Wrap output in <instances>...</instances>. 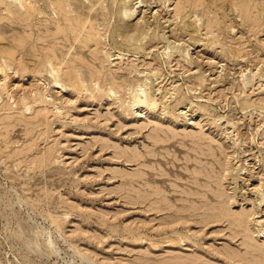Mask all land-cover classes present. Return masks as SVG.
Segmentation results:
<instances>
[{
	"label": "rangeland",
	"instance_id": "1",
	"mask_svg": "<svg viewBox=\"0 0 264 264\" xmlns=\"http://www.w3.org/2000/svg\"><path fill=\"white\" fill-rule=\"evenodd\" d=\"M3 2L0 264H264V0Z\"/></svg>",
	"mask_w": 264,
	"mask_h": 264
},
{
	"label": "bare ground",
	"instance_id": "2",
	"mask_svg": "<svg viewBox=\"0 0 264 264\" xmlns=\"http://www.w3.org/2000/svg\"><path fill=\"white\" fill-rule=\"evenodd\" d=\"M3 1H4V0H2L1 2H3ZM6 1L8 2V0H6ZM1 2H0V3H1ZM3 3H4V2H3ZM55 5H56V4H55ZM59 5H61V3H59ZM59 5H58V6H59ZM23 6H24V5H23ZM29 7H31V6H29ZM61 7H63V6L61 5ZM21 8H22V7H21ZM26 9H28V8H26ZM26 9H24V10H26ZM62 9H63V8H62ZM65 9H66V8H65ZM22 10H23V9H22ZM24 10H23V11H24ZM28 10H29V9H28ZM28 10H26V11H28ZM33 10L36 11L35 8H33ZM34 11H33V12H34ZM29 12H31V10H30ZM24 13H25V12H24ZM26 13H27V12H26ZM28 14H30V13H28ZM28 14H27V15H28ZM32 14H34V13H32ZM32 14H31V15H32ZM65 14H66V13H65ZM19 15H20V14H19ZM21 16H22V15H21ZM26 17H27V16H26ZM23 18H25V16H24ZM23 18H22V19H23ZM22 19H21V20H22ZM29 19H30V18H29ZM23 22H24V19H23ZM69 25H71V24H69ZM69 27H71V26H69ZM60 29H61V28H60ZM75 29H76V28H75ZM96 30H97V29H96ZM57 31H59V30H57ZM57 31H55V32L57 33ZM63 31H64V30H63ZM70 31H72V30H70ZM61 32H62V31H61ZM53 33H54V32H53ZM73 33H75V32L73 31ZM51 34H52V33H51ZM59 34H61V33H59ZM49 35H50V34H49ZM56 35H57V34H56ZM72 35H73V34H72ZM53 36H55V34H53ZM83 39H84V38H83ZM75 40H76V38H75ZM85 45H86V43H85ZM14 46H15V44H14ZM23 47H24V46H23ZM23 47H22V48H23ZM17 48H18V47H17ZM51 52H52V51H51ZM55 54H56V53H55ZM6 55H7V54H6ZM60 55H61V54H60ZM53 56H54V55H53ZM55 57L57 58V56H55ZM48 60H50V59H48ZM45 61H46V60H45ZM10 62H11V61H10ZM78 70H80V69H78ZM65 73H66V72H65ZM13 74H14V73H13ZM76 74H77V72H76ZM78 74H79V73H78ZM64 75H65V74H64ZM79 75H80V74H79ZM81 75H82V73H81ZM77 77H78V75H77ZM56 78H57V77H56ZM79 78H80V77H79ZM69 79H70V77H69ZM74 80H75V79L73 78V81H74ZM87 80H88V79H87ZM57 81L60 82L61 80H60V81L57 80ZM75 81H76V80H75ZM79 81H80V80H79ZM71 82H72V81H71ZM80 83L82 84V81H80ZM80 83H79V84H80ZM97 83H98V82H97ZM75 84H76V83H75ZM85 84H86V83H85ZM76 85H78V84H76ZM97 85H98V84H97ZM71 86H72V85H71ZM83 86H84V85H82V87H83ZM2 87H3V86H2ZM61 87H63V85H62ZM75 87H76V86H75ZM80 87H81V86H80ZM82 87H81V88H82ZM98 87H99V86H98ZM72 88H74V87H72ZM77 88H78V87H77ZM77 88H76V89H77ZM81 88H79V89H81ZM83 88H84V87H83ZM83 88H82V90H83ZM96 88H97V87H96ZM99 89H100V88H99ZM98 91H99V90H98ZM81 93H82V91H81ZM33 96H34V95H33ZM32 98H33V97H32ZM46 99H47V98H46ZM137 99H138V98H137ZM139 99H140V98H139ZM139 99H138V100H139ZM11 101H13V100L11 99ZM25 101H26V100H25ZM40 101H43V99L40 100ZM140 102H143V101L140 100ZM140 102H139L138 104H143V103H140ZM135 103H137L136 100H135ZM135 103H134V104H135ZM148 104H151V103H148ZM144 105H147V104L145 103ZM148 107L150 108V106H148ZM153 107H154V103H153ZM153 107H152V108H153ZM152 108H151V109H152ZM27 109H28V108H27ZM47 112H48V111H47ZM212 175H213V174H212ZM212 180H213V179H212ZM214 180H215V178H214ZM159 203H160V202H159ZM192 213H193V212H192ZM194 213H195V212H194ZM194 213H193V214H194ZM175 214H176V213H175ZM179 214H180V213H179ZM180 215H181V214H180ZM191 216H192V215H191ZM196 216H197V214H196ZM239 217H240V216H239ZM242 217H243V216H242ZM191 219H192V218H191ZM229 219H230V218H229ZM231 221H232V220H231ZM239 229H240V228H239ZM241 229H242V228H241ZM241 229H240V230H241ZM246 231H247V230H246ZM259 232H260V231H259ZM260 235H261V234H260ZM261 237H262V236H261ZM243 238H245V237H243ZM249 243H250V242H249ZM254 254H255V253H254ZM256 254H257V253H256ZM248 257H249V256H248ZM254 260H255V259H254Z\"/></svg>",
	"mask_w": 264,
	"mask_h": 264
}]
</instances>
